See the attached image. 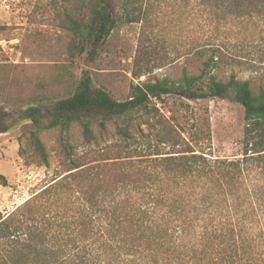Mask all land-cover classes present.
<instances>
[{
	"label": "trees",
	"instance_id": "16d2710c",
	"mask_svg": "<svg viewBox=\"0 0 264 264\" xmlns=\"http://www.w3.org/2000/svg\"><path fill=\"white\" fill-rule=\"evenodd\" d=\"M67 1L57 27L67 38L64 53L76 62L84 54L95 60L119 22L148 18L156 0ZM201 2L219 19L264 17V0ZM211 50L206 68L132 84L125 100L94 87L84 70L64 98L0 106V135L24 121L35 126L34 162L49 164L40 133L51 129H60L66 156L48 184L0 211V264H264V88L210 75L220 54ZM146 54L140 49L135 58L136 77L160 66ZM169 94L239 103L240 150L221 156L196 149L159 115L154 99ZM110 122L116 141L74 155L67 136L75 124L91 143L98 139L94 125L104 133ZM0 184H8L2 173Z\"/></svg>",
	"mask_w": 264,
	"mask_h": 264
},
{
	"label": "rangeland",
	"instance_id": "374dc122",
	"mask_svg": "<svg viewBox=\"0 0 264 264\" xmlns=\"http://www.w3.org/2000/svg\"><path fill=\"white\" fill-rule=\"evenodd\" d=\"M67 0H0V106L17 109L30 103H50L71 94L84 70L94 87L105 89L117 100L129 97L132 84L157 79H179L184 69L199 72L219 49L207 68L210 75L227 81L231 75L249 80L255 91L264 88V17L218 18L201 0H156L148 18L135 23L119 22L91 60L87 54L72 62L64 53L67 38L59 31L58 14ZM63 37H62V36ZM159 61L157 67L136 77L135 58ZM202 51V52H200ZM213 64V62L211 61ZM159 115L198 150L213 155H231L241 148L244 108L229 99H187L163 95L154 99ZM145 131L147 125L141 126ZM95 141L85 140L80 124L67 138L74 153L104 147L116 141L113 122ZM29 121L0 135V211L6 214L48 184L66 159L60 129L40 133L49 154V164L31 157ZM139 131V128L136 129Z\"/></svg>",
	"mask_w": 264,
	"mask_h": 264
}]
</instances>
